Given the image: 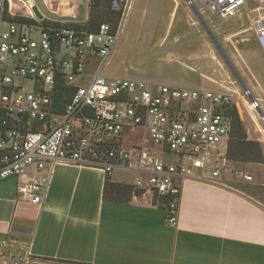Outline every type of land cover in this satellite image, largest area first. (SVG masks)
Listing matches in <instances>:
<instances>
[{
	"label": "built area",
	"instance_id": "obj_1",
	"mask_svg": "<svg viewBox=\"0 0 264 264\" xmlns=\"http://www.w3.org/2000/svg\"><path fill=\"white\" fill-rule=\"evenodd\" d=\"M84 1L87 13L81 19ZM257 1L252 28L264 50V0ZM42 2L47 13L37 0H0V179L16 177L21 196L41 204L57 164L106 174L134 166L148 175L135 187L147 189L159 203L167 199L166 220L172 225L188 176L214 183L253 179L230 167L227 156L237 96L245 101L258 139H264V112L249 90L240 95L105 75L134 0H103L115 17L94 30L87 24L95 0ZM248 3L186 0L191 10L222 18L236 17ZM0 264L61 263L39 261L28 252L17 258L0 254Z\"/></svg>",
	"mask_w": 264,
	"mask_h": 264
},
{
	"label": "crops",
	"instance_id": "obj_2",
	"mask_svg": "<svg viewBox=\"0 0 264 264\" xmlns=\"http://www.w3.org/2000/svg\"><path fill=\"white\" fill-rule=\"evenodd\" d=\"M228 164L253 179L188 176L176 225L150 191L135 187L148 175L134 166L106 174L57 164L41 204L21 196L16 177L0 179V254L61 264H264V160Z\"/></svg>",
	"mask_w": 264,
	"mask_h": 264
},
{
	"label": "rangeland",
	"instance_id": "obj_3",
	"mask_svg": "<svg viewBox=\"0 0 264 264\" xmlns=\"http://www.w3.org/2000/svg\"><path fill=\"white\" fill-rule=\"evenodd\" d=\"M248 1L247 8L236 17L202 16L252 97L258 98L264 109V50L257 43L252 28L259 14L254 9L260 4L257 0ZM37 3L47 13L42 0ZM78 11L79 17L84 19L87 13L85 1ZM89 71H92L90 66L87 67ZM103 73L194 88L235 90L244 94V89L186 0H134L117 47ZM236 101L248 137L260 138L244 99L237 96ZM235 184L248 192L253 191L243 183Z\"/></svg>",
	"mask_w": 264,
	"mask_h": 264
},
{
	"label": "trees",
	"instance_id": "obj_4",
	"mask_svg": "<svg viewBox=\"0 0 264 264\" xmlns=\"http://www.w3.org/2000/svg\"><path fill=\"white\" fill-rule=\"evenodd\" d=\"M114 17L103 0H95L91 8V17L87 27L94 30L101 22L113 19ZM61 107H63V102ZM232 114L234 126L227 148L228 158L236 161L263 162L262 143L257 139H250L248 137L247 128L239 117L237 108L232 110ZM166 203L167 199H163L160 205L165 208Z\"/></svg>",
	"mask_w": 264,
	"mask_h": 264
},
{
	"label": "water",
	"instance_id": "obj_5",
	"mask_svg": "<svg viewBox=\"0 0 264 264\" xmlns=\"http://www.w3.org/2000/svg\"><path fill=\"white\" fill-rule=\"evenodd\" d=\"M192 10H193L194 14L196 15V17L201 22V24L203 25V27L206 30L207 34L210 36L211 40L216 45V47L219 50V52L222 54L223 58L225 59V61L227 62L228 66L232 70L233 74L235 75L237 81L240 83V85L242 86V88L244 90H248L246 84L244 83V81L242 80V78L240 77V75L238 74L236 68L234 67V65L232 64V62L230 61V59L226 55L225 51L223 50L222 46L220 45V43L217 40V38L214 35V33L210 29V27L208 25V22L203 18L202 14L198 11V9H196L195 7H192ZM34 12L36 13V15H37L38 18H42V13L40 12V10H39V8L37 6L34 7Z\"/></svg>",
	"mask_w": 264,
	"mask_h": 264
}]
</instances>
